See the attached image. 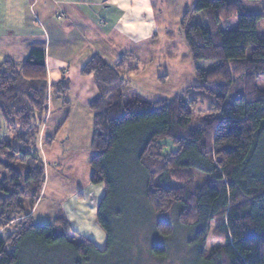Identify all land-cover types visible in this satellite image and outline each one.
Segmentation results:
<instances>
[{
  "label": "trees",
  "instance_id": "16d2710c",
  "mask_svg": "<svg viewBox=\"0 0 264 264\" xmlns=\"http://www.w3.org/2000/svg\"><path fill=\"white\" fill-rule=\"evenodd\" d=\"M252 2L264 4L196 0L184 13L180 28L193 60L217 65L196 66L198 83L182 96L151 102L130 91L118 70L129 65L130 54L114 66L95 55L82 68L100 91L89 105V163L91 184L105 187L97 208L104 249L73 230L64 215L38 224L32 214L46 182L38 138L49 87L67 105V80L49 84L44 49H32L22 62L0 60V114L6 122L0 127V264H90L112 251L118 221L134 202L145 223L158 216L155 230L166 239L176 232L166 216L176 211L178 225L192 231L190 250L203 264H264V13H246ZM235 16L238 26L232 29ZM196 105L201 116L194 128ZM54 140L48 137L47 144ZM168 142L174 151H165ZM197 173L207 180L198 182ZM213 229L222 243L206 252ZM156 243L151 253L163 257L167 248Z\"/></svg>",
  "mask_w": 264,
  "mask_h": 264
},
{
  "label": "crops",
  "instance_id": "0c3cea01",
  "mask_svg": "<svg viewBox=\"0 0 264 264\" xmlns=\"http://www.w3.org/2000/svg\"><path fill=\"white\" fill-rule=\"evenodd\" d=\"M31 1L32 12L26 7L23 11L24 15L21 16L13 15L6 20L5 14L0 11V60L10 58L22 62L32 49H44L49 83L67 80L69 84V91L66 94L67 105L60 95L53 92L49 95L47 119L43 124L40 144L43 157L49 163L48 173L51 168L52 172H58L56 167L59 163L69 161L61 158L59 152L63 155L68 152L73 153L75 146L86 145L85 147L91 150L90 155H93L91 143L94 115L89 105L100 95V91L94 76L83 75L81 72L90 58L100 55L114 66L121 56L130 54L133 57L130 60L135 61V66L141 63L143 67L150 64L155 67L139 68L136 73L126 71V79L137 74L152 83H160L164 78L166 81L175 73L177 67H182L180 72L183 74L192 70V55L185 39L174 41L172 46H163L158 29H152L149 25L144 27L143 22L148 17L146 9L142 14L135 13L131 9V4L137 3L142 7L149 0L145 2L144 0H104L102 6L106 11L101 9L100 3L92 4L89 0H48V4L43 2L41 5L40 0ZM178 2L181 4L175 7L180 11V13L177 11L178 15L182 17L196 0L194 2L178 0ZM37 5H40V9L36 11ZM12 10L13 8L10 7V14H14ZM113 11L119 14L117 15L119 18H115L110 13ZM123 14L124 18L121 19ZM122 22L124 26L121 25ZM165 33L169 40H174L173 29H166L163 34ZM118 70L121 73L122 69ZM138 93L144 98L143 92ZM85 115L89 122L83 120ZM48 136L55 137L51 145L46 143L45 139ZM59 143H62L63 148H60L59 152L56 151L57 158H51L50 153L59 146ZM69 168L73 169L71 165ZM90 173L91 171L88 173L89 181ZM93 186L97 188L101 185ZM95 187L93 193L96 191L102 197L103 190L100 192ZM38 203L40 204L41 200ZM69 208L74 210L68 204L63 207L68 219ZM91 211L89 213L95 216ZM71 224L76 229L73 223ZM97 233L98 236H94L95 239L92 240L99 247L103 238L100 232Z\"/></svg>",
  "mask_w": 264,
  "mask_h": 264
},
{
  "label": "rangeland",
  "instance_id": "374dc122",
  "mask_svg": "<svg viewBox=\"0 0 264 264\" xmlns=\"http://www.w3.org/2000/svg\"><path fill=\"white\" fill-rule=\"evenodd\" d=\"M89 1H91L92 4H94L95 2L97 5H99L98 3H100L101 9L106 11V8L102 6L104 5V0ZM192 1L194 2V0ZM31 2V0H0V11L5 14L6 20L10 16V18H12L13 15L21 16L24 15L23 11L26 10V7L30 8V12H32V7H30ZM43 2H46L47 4L49 3L48 0H40V5ZM179 3L180 2H178V0H149V2L146 1L144 6L142 7L137 3L131 4V9L135 13L137 12L139 14H142V12L144 13L146 9L148 17L145 19V22H143L144 27L149 25L152 29H158V33H160L159 36L162 39L163 46H172L174 44V41H178V39H184L183 33L180 28L182 17L178 15L180 11L175 7ZM40 5L36 6V11L40 9ZM263 5L264 4L262 2H260V4L253 2L248 3L245 6V12H256L262 14L264 13ZM10 7L13 8L12 11L14 12V14H10ZM113 7L114 6L112 5V10L115 9ZM108 10L110 9L108 8ZM16 11L17 13H15ZM110 13H112L115 18H119V16H117L119 14H115L114 11ZM123 18L124 14L122 15L121 19ZM197 22L203 27L206 26V21L203 13L197 14ZM121 25L124 26V22H122ZM230 26L232 29L237 28V16L232 19ZM129 29H131L130 24ZM166 29H173V31L175 32L174 40H169L168 35L166 33L163 34ZM259 34L261 36L264 35V17L259 21ZM216 65V61L201 60L195 62L192 58V70H190L189 73L185 72V74H183L180 72V70H182V67H177V69L174 70V74H171L166 81H164V78L160 83L147 82L142 79V76L137 74H133V76H131L132 78L130 77L128 78V80L126 79V77L125 79L127 80V85L130 91L137 90L138 92H143L144 98L140 95L143 99L148 98V101L151 100V102H157L160 100L172 99L179 95L182 96L183 93L188 90V88L196 85L198 83L195 72L196 66H199L205 70H209ZM130 67H136V70L130 71L135 72L138 71L139 68L149 69L150 67H152L151 69H153L155 65L150 64L146 67H143L141 63H138V65L135 66V61L130 60L129 65L122 68V70L124 71V75L126 74L127 70L129 71ZM129 75L131 74L129 73ZM137 91L136 93L139 94ZM52 92L53 91L49 87V95L52 94ZM118 99L119 97L114 96L111 101L115 102ZM124 101H127V97H125ZM199 109V105H196V107L194 108V128L199 124V119L201 116L197 112ZM87 118L88 117L85 115V117H83V120L85 122H89ZM46 119L47 116L45 117V121ZM0 127L1 130H4L6 127V122L1 114ZM41 137L42 130L38 138L39 148L41 147ZM47 138L45 139L46 143ZM168 143L169 146L165 149V151H174L176 148H174L170 142ZM163 145L164 144L161 143V148L163 147ZM85 146L86 145H77L74 147L73 153L68 152L67 154L63 155L59 152L60 148H63V145L62 143H59V146L50 153L52 156L51 158H55V155L57 154V152H59L61 158H66L69 161H65L64 159H62L65 162L59 163L58 167H56L58 172H52L51 168L49 169V173V163L45 161L40 148V153L44 160V165L46 168V182L43 188L42 195L39 199V201L41 200V203L39 204L37 202L38 205L36 204V206L33 208L32 214L34 216L35 223H53L59 215H64L67 218L63 207L65 206V204H68L74 209L71 210L69 208L68 213H70V218H67L70 221V224L73 223V225L76 227V229H74L71 224L72 229L75 230L79 235H83L85 237L87 236L91 239H95L94 236H98L97 231L100 232L102 234L103 242L101 246H99V248L104 249L106 247V234L97 222V208L100 201L102 200L103 195H101L102 197H100V194L96 193V191L95 193H93L95 186L91 185L88 177V173L89 171H91L89 163L91 158V150H89L88 147ZM45 149L47 151V148ZM70 165L73 167L72 170H70L69 168ZM197 177L198 182L207 180V178L203 177L202 174L200 175L197 173ZM95 189H99L100 192H102V190L103 192L105 191V187L103 184L101 186H97V188L95 187ZM89 207L90 210H92L91 212L95 213V216L89 213ZM141 212L142 208L137 202H134L133 205H130L126 208L127 214L118 221V229L116 232L117 239L116 243L114 244V248L112 249V251L101 257H92L93 260L90 264H203L199 261V258L196 255V251L192 252L190 250L191 247L188 241L191 237L192 231L188 228H181L178 225L176 211H173L166 216V219H168L169 222L172 223L174 228H176L175 235L167 239L159 236L157 234V231L155 230L154 224L156 223L158 216L153 214L149 221L145 223L144 218L143 220L141 218ZM213 226H216V222L213 223ZM213 232L214 229L211 231V234L207 239L208 243L205 249L206 252H208L212 247H215L222 243L221 240L214 236ZM155 242H157L156 244L166 246V254L163 257H157L151 253L152 245Z\"/></svg>",
  "mask_w": 264,
  "mask_h": 264
}]
</instances>
